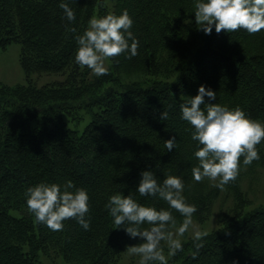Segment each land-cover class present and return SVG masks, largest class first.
Returning a JSON list of instances; mask_svg holds the SVG:
<instances>
[{
    "label": "trees",
    "instance_id": "obj_1",
    "mask_svg": "<svg viewBox=\"0 0 264 264\" xmlns=\"http://www.w3.org/2000/svg\"><path fill=\"white\" fill-rule=\"evenodd\" d=\"M59 2L0 0V50L20 44L26 76L24 84L0 82V264H44L43 257L120 264L126 246L139 241L114 225L105 204L120 193L167 207L135 191L149 168L161 179L183 178L187 202L197 206L193 221H208L224 196L219 225L202 238L198 255L193 258L188 238L168 264H264V201L253 206L244 189L245 178L264 171V140L257 145L260 159L244 165L241 157L237 177L220 189L218 181L193 179L196 142L180 118V104L203 84L216 92L212 103L239 106L264 122V30L206 35L195 23L194 0H67L74 21ZM124 9L134 21L138 54L111 58L100 77L76 65L75 34L68 29L82 33L91 16ZM50 75L56 79L45 85L33 80ZM172 135L177 143L168 152L164 140ZM67 180L89 193L88 230L70 218L52 231L27 211V187ZM229 197L232 205L225 206ZM173 215L182 222L179 212Z\"/></svg>",
    "mask_w": 264,
    "mask_h": 264
},
{
    "label": "clouds",
    "instance_id": "obj_2",
    "mask_svg": "<svg viewBox=\"0 0 264 264\" xmlns=\"http://www.w3.org/2000/svg\"><path fill=\"white\" fill-rule=\"evenodd\" d=\"M59 7L68 21L75 20V12L67 0H60ZM194 19L197 28L206 35L213 29L217 33L221 30L258 33L264 30V0H194ZM133 24V18L124 9L119 15L110 12L91 16L82 33L70 27L68 30L75 34L73 39L77 45L74 63L100 77L109 70L106 60L121 53L128 58L136 56L140 41L131 30ZM216 99L211 87L200 85L195 96L180 104V118L191 126V139L196 142L193 156L197 164L192 168L193 179L218 181L214 186L223 189L237 177L241 157L244 165L260 159L257 145L264 140V122L250 118L239 106L229 108L212 103ZM160 115L161 119L168 117L166 111ZM176 143L175 135L164 140L168 152ZM184 188L181 176L167 175L161 179L149 168L140 172L135 191L142 197L163 200L167 207L142 204L130 194L116 193L108 197L105 208L114 225L123 226L130 238L139 241L126 246L128 254L138 257V264H168L169 258L183 249L181 237L193 226V214L197 211L195 204L187 202ZM25 197L27 211L35 222L52 231L63 230L64 221L70 218L84 230L90 228L89 193L86 188L76 187L72 180L63 184L41 181L27 187ZM173 210L183 218L179 224ZM207 234L204 230L193 231L196 249L193 258L198 255L203 246L202 238Z\"/></svg>",
    "mask_w": 264,
    "mask_h": 264
},
{
    "label": "rangeland",
    "instance_id": "obj_3",
    "mask_svg": "<svg viewBox=\"0 0 264 264\" xmlns=\"http://www.w3.org/2000/svg\"><path fill=\"white\" fill-rule=\"evenodd\" d=\"M21 45L17 43H13L10 45L7 50H0V82L8 84V85H17L26 83V76L23 69L20 66L19 56H20ZM109 60L105 61L107 67H109ZM41 78V80H39ZM55 76H34V82L39 80L40 85H45L47 83L55 80ZM73 123V122H72ZM72 123L69 124V127H73ZM217 182V181H211ZM244 189L250 192V196L252 198L253 206L260 204L264 201V171L260 170L256 175L248 176L245 178ZM224 197V196H223ZM222 197V198H223ZM222 198L218 200L214 214L211 218L205 223L193 221V226L183 234L181 240L184 241L188 238H193V231L196 229L204 230L209 232L218 227V211L220 210V204ZM232 205V201L227 198L225 206ZM253 208V207H252ZM44 264H69L64 262L62 259L58 258L56 260H52V258L43 257ZM120 264H138V257L125 253L120 261Z\"/></svg>",
    "mask_w": 264,
    "mask_h": 264
}]
</instances>
